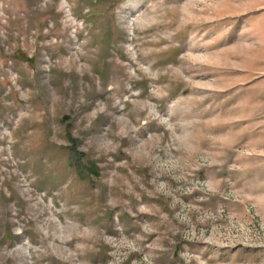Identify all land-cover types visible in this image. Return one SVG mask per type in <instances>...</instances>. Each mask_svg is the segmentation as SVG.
<instances>
[{"label": "rangeland", "instance_id": "obj_1", "mask_svg": "<svg viewBox=\"0 0 264 264\" xmlns=\"http://www.w3.org/2000/svg\"><path fill=\"white\" fill-rule=\"evenodd\" d=\"M0 264H264V0H0Z\"/></svg>", "mask_w": 264, "mask_h": 264}]
</instances>
